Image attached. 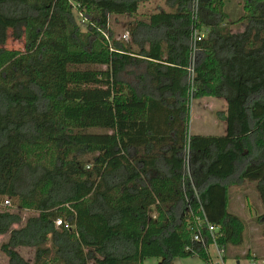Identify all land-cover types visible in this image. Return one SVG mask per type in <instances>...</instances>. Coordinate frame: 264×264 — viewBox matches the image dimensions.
<instances>
[{
  "label": "trees",
  "instance_id": "trees-1",
  "mask_svg": "<svg viewBox=\"0 0 264 264\" xmlns=\"http://www.w3.org/2000/svg\"><path fill=\"white\" fill-rule=\"evenodd\" d=\"M148 1L0 0V205L10 198L34 214L14 229L22 217L0 209L10 264H208L192 237L200 206L226 257L228 242L240 243L229 187L255 180L264 193V0H242L239 33L224 25L227 0H197V21L195 0H168L170 12L128 28L130 43L115 41L111 17H134ZM195 28L208 37L191 85ZM144 63L160 91L185 79L180 134L173 110L123 81ZM191 96L227 100L225 137L189 135ZM18 248L34 249V262Z\"/></svg>",
  "mask_w": 264,
  "mask_h": 264
},
{
  "label": "rangeland",
  "instance_id": "rangeland-1",
  "mask_svg": "<svg viewBox=\"0 0 264 264\" xmlns=\"http://www.w3.org/2000/svg\"><path fill=\"white\" fill-rule=\"evenodd\" d=\"M170 12L171 9L168 5V0H149L147 3L142 4L138 10L137 15L134 17L130 16H113L110 20V29L114 33V40L120 43H130L131 36L128 32V28L139 21H147L150 15L158 12ZM225 13L229 18L224 25L228 26L232 33H239L244 30L243 23H239V19L243 16V5L242 0H227L225 3ZM77 15V14H76ZM78 22L82 27L83 31H86L81 16H78ZM205 40L208 37V31L204 30ZM128 35L129 38L124 40V36ZM9 49H23L24 44L10 40L8 43ZM135 48V47H134ZM199 52L196 53L195 61H198ZM136 68H130L123 76L122 79L125 83H130L134 80L132 75L133 71H137ZM131 84V83H130ZM207 102L204 100H195L191 96L190 106V122L188 125V132L194 134L201 133L200 130L213 129L211 123H207V117L205 113L209 112ZM236 187V191L234 188ZM241 189V192L240 190ZM254 186L246 185L245 181L240 184L230 185L229 187V199L231 202L228 204V214L232 217H238V219L244 224V232L241 236L240 243L238 245L231 244L228 242L227 246V257L229 258V264H264V202L261 200L262 205L260 206V212L258 209V200L254 199ZM248 194L247 199L243 198V194ZM257 195L259 193L257 192ZM241 197V198H240ZM9 201L10 205H6L5 202ZM256 205H255V204ZM0 209L7 210L16 213L22 217L23 223L14 226V229L21 228L25 225L28 218L34 214L27 210H22L18 207L17 203L10 198L4 199L3 204L0 205ZM256 216L252 218L254 220L246 221L242 216L243 214ZM234 214V216H233ZM152 215H155L152 211ZM252 216V217H253ZM241 218V219H240ZM249 222V223H247ZM9 236H0V264H10L9 257L3 252L2 245L8 242ZM251 248V249H250ZM257 254L259 260L253 259V253ZM17 254L27 263H33L35 260V250L31 248H18L16 249ZM212 256L214 257V250H211ZM163 260L161 258H146L143 264H161ZM173 264H207L197 256H193L186 259H176Z\"/></svg>",
  "mask_w": 264,
  "mask_h": 264
},
{
  "label": "crops",
  "instance_id": "crops-1",
  "mask_svg": "<svg viewBox=\"0 0 264 264\" xmlns=\"http://www.w3.org/2000/svg\"><path fill=\"white\" fill-rule=\"evenodd\" d=\"M133 72H134V74H133L134 80L130 83L132 85L138 86L139 94L141 96L155 97L156 99L161 100L163 102V105H162L163 108L170 109V110L174 111V114L177 117V119L174 120L176 122L175 132L177 130V132L180 134L182 132V129L184 126V123H183L184 114H181L180 107L184 103V95H183V91H181V87L185 86V83H186L185 79L176 74L177 75L176 79L174 78L173 82H172V79L163 80L162 83L164 85L165 84L167 85L168 83L170 84L172 82L173 85L175 84V87H177L179 85V88H175V90L173 92L169 91V90L166 91L164 89L160 91L159 87L161 85L159 83H157V80H155V83H152L151 80H152L153 76L150 73V70L148 72V67H147L146 63L142 64L138 68L137 71H133ZM198 100H204V102L208 103L207 108H208L209 112L205 113V115L207 116L205 118H207L208 124L209 123L212 124L213 129H208V130L203 129V130H200L201 133H199V134L190 133V136L225 137L227 135V123L225 120L221 119V115L227 114V111H228L227 100L224 98H219V97H204V98H201ZM175 132L172 133V135H175ZM156 150H157V148H156ZM158 152L159 151H157V153ZM245 184L246 185L248 184L252 187L254 186L255 192H254L253 196H254V199L257 198L258 206H259L258 209H256V210H257V212H260L259 209H260V206L262 205V202L260 199H262V201L264 202V193L261 191L258 181L246 180ZM234 190L236 191V187L234 188ZM239 190L241 192V189H239ZM257 192L259 193V195H257ZM243 195H244L243 196L244 199H247V196H249L248 194H245V193ZM229 202H231V198L229 199ZM257 212H256V216H253V212H252V215H247L244 213L242 217L246 221L247 220L248 221L254 220L252 218H255L258 216ZM233 216H234V214H233ZM236 218H238V217H236ZM247 223H249V222H247ZM253 254H254L253 259L258 261L259 256L255 253H253ZM237 264H240V262L238 261Z\"/></svg>",
  "mask_w": 264,
  "mask_h": 264
},
{
  "label": "built area",
  "instance_id": "built-area-1",
  "mask_svg": "<svg viewBox=\"0 0 264 264\" xmlns=\"http://www.w3.org/2000/svg\"><path fill=\"white\" fill-rule=\"evenodd\" d=\"M194 18L195 21L198 20V1L195 0L194 2ZM129 38L128 35L124 36V40ZM205 33L198 28H195L191 38V60L189 67L187 68L188 77L191 85L194 83L195 78V67L196 61L195 56L198 52L199 45L205 40ZM185 165H184V188L186 185V180H192L191 176V165H190V150L187 148L184 153ZM6 205H10L9 201L5 202ZM198 212L202 213V217L195 216L194 213L191 211L190 215L195 219L196 228L192 235L193 242L201 244L207 251L209 255V263L208 264H229V259L225 256L224 251L219 247L217 232L219 231L218 227L212 226L209 223V220L204 212L202 206L199 207ZM57 227L63 226V222L58 220L56 222ZM68 228V227H67ZM207 229L208 234L210 236L211 242L208 244L207 240L204 236L203 230ZM211 250H214V257L212 256Z\"/></svg>",
  "mask_w": 264,
  "mask_h": 264
}]
</instances>
